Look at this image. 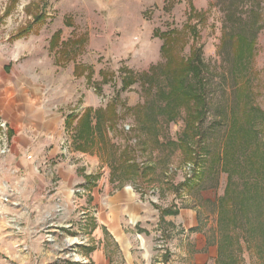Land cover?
Segmentation results:
<instances>
[{
	"label": "rangeland",
	"instance_id": "obj_1",
	"mask_svg": "<svg viewBox=\"0 0 264 264\" xmlns=\"http://www.w3.org/2000/svg\"><path fill=\"white\" fill-rule=\"evenodd\" d=\"M8 50L62 153L29 236L0 180V264H93L102 239L111 264H184L204 237L215 264H264V0H0Z\"/></svg>",
	"mask_w": 264,
	"mask_h": 264
},
{
	"label": "crops",
	"instance_id": "obj_2",
	"mask_svg": "<svg viewBox=\"0 0 264 264\" xmlns=\"http://www.w3.org/2000/svg\"><path fill=\"white\" fill-rule=\"evenodd\" d=\"M4 53L7 56L0 55V118L7 122L11 151L0 160V180L9 182L13 189V200L16 201V205L11 208L13 217L21 225L22 231L29 236L30 228L37 220L32 215L36 210L42 211L44 206L41 202L44 181V176L40 173V170L44 169L42 163L45 159L58 160L57 155L62 153L58 141L61 125L57 113L43 105L46 99L38 92L29 74L25 71L19 72L14 67L13 52L8 50ZM27 155H31V158H27ZM62 163L63 160L57 162V173L66 187L67 183L71 184L74 179L66 175L61 167ZM70 167L72 169V166ZM109 218H105L103 224L115 242L119 243L118 238H121V235L117 230L113 233L108 228ZM27 236L15 239L14 244L28 247L31 240ZM195 239L184 264H215L212 246H207L206 238L199 243H195ZM96 244L90 254L92 263L111 264L103 239Z\"/></svg>",
	"mask_w": 264,
	"mask_h": 264
},
{
	"label": "built area",
	"instance_id": "obj_3",
	"mask_svg": "<svg viewBox=\"0 0 264 264\" xmlns=\"http://www.w3.org/2000/svg\"><path fill=\"white\" fill-rule=\"evenodd\" d=\"M5 125H6V123L4 121H1L0 127L4 128ZM6 149H7L6 143H5V141H3L2 145H0V154H3L6 151ZM13 204H15V203H13Z\"/></svg>",
	"mask_w": 264,
	"mask_h": 264
}]
</instances>
